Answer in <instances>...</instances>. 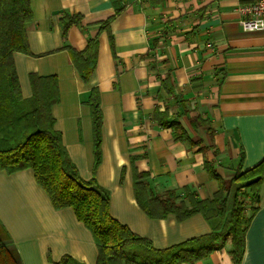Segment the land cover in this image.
Returning <instances> with one entry per match:
<instances>
[{"label":"crops","instance_id":"crops-1","mask_svg":"<svg viewBox=\"0 0 264 264\" xmlns=\"http://www.w3.org/2000/svg\"><path fill=\"white\" fill-rule=\"evenodd\" d=\"M250 2L32 1L33 19L27 25L32 55L13 56L22 96H33L32 74L57 77L55 129L81 177L89 181L94 177L95 140L88 100L93 89L100 90L102 158L95 178L110 192L112 217L158 249L207 235L219 220L208 222L201 214L184 221L175 214L150 218L135 198L133 165L149 174L153 194L188 188L206 200L219 189L207 161L219 176L230 179L242 155L244 170L264 158V32L245 31L239 13ZM115 14L110 31L101 30L102 22ZM67 15H80L82 21L65 40L61 20ZM92 38H98L97 63L84 81L67 47L84 51ZM167 74L175 86L172 97L159 80ZM156 109H167L169 121L177 118L201 144L177 141L171 128L153 120ZM197 116L209 120L216 134L195 129L192 119ZM255 207L241 264H264V182ZM0 233L4 238L8 234L7 243L23 264H53L64 256L97 264L90 231L71 208L53 207L31 169L11 175L0 169ZM230 248L228 243L201 261L185 264H233Z\"/></svg>","mask_w":264,"mask_h":264},{"label":"trees","instance_id":"trees-1","mask_svg":"<svg viewBox=\"0 0 264 264\" xmlns=\"http://www.w3.org/2000/svg\"><path fill=\"white\" fill-rule=\"evenodd\" d=\"M32 1L0 0V169L10 175L33 170L38 185L45 190L53 207L56 210L71 208L77 220L90 231L98 249L97 264L195 263L214 251L222 250L228 243L231 244L229 254L233 264H241L245 254V236L258 211L255 205L264 182V158L256 166L244 170L242 155L230 179L219 176L215 165L207 161V171L218 180L219 189L206 200H200L188 188L153 194L149 174L139 172L133 165L135 198L150 218L165 219L169 214H175L179 221H184L201 214L208 222L219 220L211 233L166 249H158L151 240L135 234L112 217L110 192L95 178L102 158L100 90L93 89L88 100L95 140L94 177L89 181L81 177L63 143L62 134L55 129L52 107L60 101L57 77L32 74L33 96L25 99L21 94L13 56L17 52L32 55L27 38V25L33 19ZM115 16L102 22L101 30L110 31V23ZM81 21L80 15L62 18L65 40L71 28L79 26ZM158 47V41H153L154 53ZM67 48L79 75L88 81L97 63L98 38L90 39L84 51ZM159 80L168 96H174L171 75L160 76ZM152 118L160 127L171 128L177 141L188 142L190 146L201 144L199 138H191L187 134L177 118L169 121L167 109L164 112L156 109ZM192 124L195 129L204 127L206 133L216 134L211 122L201 116L193 118ZM204 149L207 148H201ZM8 239V234L4 238L0 233V264H23L17 249L7 243ZM53 264L84 263L64 256Z\"/></svg>","mask_w":264,"mask_h":264},{"label":"built area","instance_id":"built-area-1","mask_svg":"<svg viewBox=\"0 0 264 264\" xmlns=\"http://www.w3.org/2000/svg\"><path fill=\"white\" fill-rule=\"evenodd\" d=\"M240 23L245 31L264 32V0H251L239 8Z\"/></svg>","mask_w":264,"mask_h":264}]
</instances>
